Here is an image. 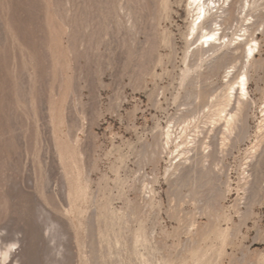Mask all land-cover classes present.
Returning a JSON list of instances; mask_svg holds the SVG:
<instances>
[{"label":"rangeland","instance_id":"1","mask_svg":"<svg viewBox=\"0 0 264 264\" xmlns=\"http://www.w3.org/2000/svg\"><path fill=\"white\" fill-rule=\"evenodd\" d=\"M169 4L0 0V243L16 242L7 264H264V166L255 173L250 154L264 25L245 134L211 167L213 210L198 180L209 160L191 152L176 170L179 139L163 133L210 127L202 112L191 119L181 84L186 0Z\"/></svg>","mask_w":264,"mask_h":264},{"label":"bare ground","instance_id":"2","mask_svg":"<svg viewBox=\"0 0 264 264\" xmlns=\"http://www.w3.org/2000/svg\"><path fill=\"white\" fill-rule=\"evenodd\" d=\"M164 8H170L169 0H164ZM185 10L189 17V24L186 35L187 46L183 55L186 67L181 75V84L188 80L189 90L186 98L189 104H195L194 108H190L188 112L193 117L191 119L199 118L202 112L203 117L210 118V127L204 135L202 132H197L189 136L187 127L181 128V132L176 134L174 123L164 127L163 133L168 145L173 144L177 139L180 140L175 144L176 158L179 159L175 169L183 164L182 159L185 161L191 159L189 156L191 152L193 156L202 155V159L204 157L206 161L209 160L210 167L200 171L198 180L201 191L205 188L209 190V192L201 193L202 196L204 195L205 204L214 210L213 205L217 197L214 194L213 176H210L211 167L217 159L218 152H223L233 142L235 145L241 141L245 134L246 109L255 103L249 90V76L250 68L255 65L261 66V62L258 61L261 50L257 33L264 25V0H186ZM262 35H264V28ZM223 68H230L224 75L226 79H223L224 82H221L218 87L211 88L213 86L207 82L218 75ZM262 112L258 137L250 146L255 173L257 171L261 173L264 166V148L260 151L262 141L264 142V108ZM188 121L190 124V120ZM257 138H260L261 142ZM256 176L259 178L257 174ZM179 178L181 183L188 184L187 173H181ZM199 193L200 191L194 192L195 195ZM14 245L16 242L8 243V245L0 243L2 264L10 261Z\"/></svg>","mask_w":264,"mask_h":264}]
</instances>
